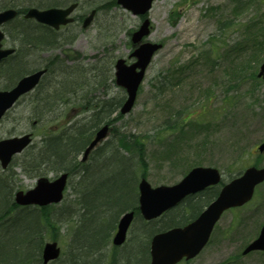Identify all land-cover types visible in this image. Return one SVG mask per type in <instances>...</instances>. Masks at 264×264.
I'll use <instances>...</instances> for the list:
<instances>
[{
	"label": "rangeland",
	"instance_id": "1",
	"mask_svg": "<svg viewBox=\"0 0 264 264\" xmlns=\"http://www.w3.org/2000/svg\"><path fill=\"white\" fill-rule=\"evenodd\" d=\"M102 2L108 7L100 11L99 18L88 30L78 25L76 41L66 51L84 55L82 61L87 67L96 62L102 64L103 59L98 60L106 53L127 57L131 51L128 33L141 22L139 16L110 0H91L92 6L97 7ZM251 2L244 13L242 10L236 14L232 10L236 0H155L147 13L153 26L148 39L163 46L146 69L135 106L116 125L121 131L119 142L122 140L129 149H133L136 139H145L144 173L153 186L172 185L198 164L216 166L224 181L249 165L264 166V152L257 150L258 144L264 141V81L256 76L258 64L264 60L261 58L264 56V0ZM86 5L78 9L77 15L87 10ZM221 32L213 51L209 42L215 43ZM255 33L262 38L261 45L255 42ZM7 44H14L11 37ZM58 53L56 48L41 56L53 57ZM9 68L8 65L0 68V87L9 83L6 76ZM113 93L123 95L116 87ZM33 98L30 94L24 96L0 121V138L32 131L37 143L45 130L54 129L56 123L52 121L33 125ZM166 119H171L169 124L176 121L179 127L169 129ZM17 162L12 166L14 175L10 179L12 195L20 188H31L36 181V177L22 172L21 158ZM2 172L0 175H4ZM47 174L52 176L55 172ZM67 193L64 201L52 208L56 221L64 217L67 208L76 205L77 193L71 187ZM11 198L14 200V195ZM65 218L74 219L67 215ZM262 223L264 182L249 203L228 209L221 216L208 245L196 258L179 264H264V251L242 253L257 236ZM57 226L59 233L55 237L61 255L50 264H69L70 251L80 253L81 248L70 242L63 222L58 221ZM137 230L133 224L121 247L110 242L99 253L90 254L98 258V264H130L124 254ZM6 246L9 247L8 243L2 251H8L12 257L13 252ZM132 251H139V247L134 246ZM80 258L82 264L94 262L86 254ZM80 258H75L72 264H80ZM132 264L146 263L136 260Z\"/></svg>",
	"mask_w": 264,
	"mask_h": 264
},
{
	"label": "trees",
	"instance_id": "2",
	"mask_svg": "<svg viewBox=\"0 0 264 264\" xmlns=\"http://www.w3.org/2000/svg\"><path fill=\"white\" fill-rule=\"evenodd\" d=\"M56 4H59L56 0H0V9L14 6L23 13L30 6L45 8ZM7 32L17 46V51L10 60L4 62V65L10 66L6 71L10 85L36 67H48V75L41 82L45 84V88L41 84L40 88H43L37 89L31 100L34 120L37 123L52 121L59 127L45 130L40 142L30 145L13 163L17 164L21 158L22 172L29 177H40L52 170H65L78 178L75 188L78 187L80 197L75 201L77 206L71 208V213L76 218L73 223L67 220L65 226L75 246L88 255L107 242L124 211L138 206L139 168L134 167L137 165L142 168L140 174H143L144 141L137 139L134 142L136 153L132 157L122 150L118 151L117 147L115 149L109 146L95 157V164L81 163L78 156L91 138V129L82 126L81 119L72 121L64 128L60 122L62 119L70 122L68 119L74 112H79L81 106L89 105L93 112L88 126L94 127L117 110L121 104L119 98L98 100L92 104L91 97H88L95 85L106 84L109 80L113 82L114 60H105L87 70L80 63H56L58 56L42 58V51L57 48L59 35L48 27L21 17L7 25ZM254 37L257 44L263 43L257 33ZM82 98L86 100L81 103ZM170 120H165L169 129L179 127L176 126V121L169 124ZM121 145L125 147L123 141ZM134 159L137 164L133 162ZM12 173L10 167L2 172L4 175H0V264H41L45 236L55 240V234L59 233L58 221L62 222L64 219H54L56 215L52 206L18 207L11 198L13 187L10 179L14 175ZM103 179H106L105 183L102 182ZM187 219L184 214H178L177 217L170 218L169 222L143 220L146 233L144 235L147 237L164 228L184 224ZM7 243V249L13 252L12 257L8 251H2ZM145 249L137 255L147 257L148 252ZM130 256L132 257L133 253Z\"/></svg>",
	"mask_w": 264,
	"mask_h": 264
},
{
	"label": "water",
	"instance_id": "3",
	"mask_svg": "<svg viewBox=\"0 0 264 264\" xmlns=\"http://www.w3.org/2000/svg\"><path fill=\"white\" fill-rule=\"evenodd\" d=\"M119 0L124 5L133 9L135 13H144L151 6L153 0ZM72 6L67 10L63 9H48L41 11L39 9H30L26 13V17L36 18L42 22H47L53 26H58L60 23H64L67 20L65 16L72 10ZM17 14L15 9H6L0 12V25L11 19ZM148 20H145L142 28L135 33V39L142 38L144 34L149 32ZM4 33L0 31V41ZM0 43V60L3 56H6L12 50H1ZM159 44H152L150 42L142 45L134 54L138 57L133 65H127L125 60L119 59L117 67V79L119 84L127 87L129 97L125 101L122 108V113L129 111L136 98L137 89L145 73V68L151 60V56L159 48ZM139 67L140 70H136ZM44 70H39L36 73L30 74L22 78L11 90H0V118L6 112L22 93H26L32 89L41 76ZM259 75L264 76V63L261 66ZM107 132L105 127L98 132L96 139L88 146L85 156L94 147L100 139H102ZM30 134L18 137H11L0 140V160L3 167H7L12 156L18 151H21L30 142ZM259 150H264V142L259 145ZM67 173L63 176L49 181L45 177H41L38 180V184L30 190L24 192L20 190L16 195V202L18 204H47L53 201H60L63 197V190L66 185ZM221 179L219 170L215 167H195L191 170L183 180L173 184V186L162 185L153 188L146 179L140 183V210L144 216L148 219L156 217L163 213L164 210L173 207L179 201L184 198L185 195L195 193V191L204 189L209 184H216ZM264 180V167L257 168L256 166H250L240 176L231 180L224 185L221 192L218 194L217 199L213 201L206 210L196 218V221L185 225V227H174L173 229L164 231L155 235L151 241V264H176L182 257H194L197 253L206 245L208 238L212 232V228L218 221L219 216L223 211L231 206H239L249 201L252 198L254 190L257 184H260ZM133 212L125 214L120 219L119 230L116 233L114 242L120 244L126 236V231L131 224ZM254 249H264V224L262 229L255 238L243 251L248 253ZM60 249L57 248V243H47L44 246V260L47 262L49 259L56 258Z\"/></svg>",
	"mask_w": 264,
	"mask_h": 264
},
{
	"label": "flooded vegetation",
	"instance_id": "4",
	"mask_svg": "<svg viewBox=\"0 0 264 264\" xmlns=\"http://www.w3.org/2000/svg\"><path fill=\"white\" fill-rule=\"evenodd\" d=\"M199 195H200V194H195L196 197H199ZM195 196H194V197H195Z\"/></svg>",
	"mask_w": 264,
	"mask_h": 264
}]
</instances>
